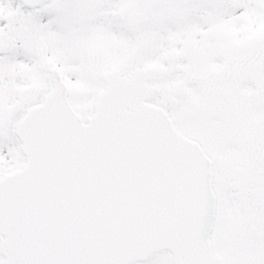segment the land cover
Returning <instances> with one entry per match:
<instances>
[{"label": "water", "instance_id": "1", "mask_svg": "<svg viewBox=\"0 0 264 264\" xmlns=\"http://www.w3.org/2000/svg\"><path fill=\"white\" fill-rule=\"evenodd\" d=\"M12 45L0 35V51ZM169 70L103 72L87 124L55 75L16 126L25 166L0 178V264H134L163 249L174 264H219L209 242L211 160L163 107L144 102L146 78ZM176 94L186 92L164 88L163 103ZM249 233L260 236L255 226Z\"/></svg>", "mask_w": 264, "mask_h": 264}, {"label": "rangeland", "instance_id": "2", "mask_svg": "<svg viewBox=\"0 0 264 264\" xmlns=\"http://www.w3.org/2000/svg\"><path fill=\"white\" fill-rule=\"evenodd\" d=\"M226 1L213 2V6H226ZM227 6H262L259 8L261 18L230 23V27L238 28L241 44L243 40L245 45L253 41L245 37L253 30L258 32L261 38L256 39L264 46V0H230ZM68 15L70 17L61 19L50 9L32 12L17 6V0H0V33L15 39L14 48L0 54V172L24 163L25 155L14 126L22 112L41 100L50 87V64L60 68L70 88V99L86 117L92 111L95 92L105 83L100 76L105 68L118 67L126 74L135 65L173 63V72L159 85L182 84L189 95L179 99L176 109L168 110L178 127L201 139L214 159V186L219 197L211 234L214 252L222 258V264H264V247H259L264 246V240L241 243V232L248 222L241 192V186L247 185L246 162L255 158L250 157L252 154L264 152L263 143L255 147L258 149L251 150L253 145L248 147L259 119L263 120L260 127L264 137V91L261 87L257 100L243 99L250 104L244 109L250 119L244 128L233 121L231 127L227 126L226 116L231 112L229 101L225 99L224 103L217 87L212 96L207 83L211 72L225 62L221 47L226 34L223 23L216 21L214 33L207 37L202 32L204 22L163 23L157 31L152 30L154 24H151L131 33L101 16L94 18L92 26L81 28L80 22L74 23L79 17ZM95 25L99 27L100 36ZM247 81H251L250 78L242 85L244 93L250 88ZM234 104L231 102L232 106ZM171 258L169 251H163L147 263L136 264H173Z\"/></svg>", "mask_w": 264, "mask_h": 264}, {"label": "flooded vegetation", "instance_id": "3", "mask_svg": "<svg viewBox=\"0 0 264 264\" xmlns=\"http://www.w3.org/2000/svg\"><path fill=\"white\" fill-rule=\"evenodd\" d=\"M58 1L63 2L58 3ZM216 1L221 2L223 0H142L141 6H126L134 4L136 0H107L106 2H102V0H50L46 4L33 10L39 12L43 9H50L53 13H57L61 19L70 17L68 13H71L72 17H79L77 22L74 19V23L80 22L81 28H84L88 24L92 26L94 24V18L101 16L119 24L123 29L131 33H137L139 28L150 26L151 24H154L152 30L157 31L160 24L185 21L206 23L202 28V32L209 37L214 33L216 21H221L226 29V34L221 42L225 62L219 69L211 72L212 74L207 79V83L213 91L212 96L217 91L223 98L224 103L225 99L229 101L230 107L228 110L231 112H228L226 116L227 126L231 127L230 123L233 121L232 123H239L244 128L250 119H247L244 110L241 112L243 100L240 99L239 102L241 103L237 106L234 105L235 107L231 105V100L236 95L239 97L242 96L246 100H257L261 87L264 91V77H262L264 76V46L261 45L260 40L258 41L256 39V37H260L258 32H253V30L248 31L247 35H245L248 40L253 38V41L249 45H245V40H243L241 44L242 38L239 32H237L238 28H231L230 23H244L245 20L250 22L254 21L256 17L261 18L262 13L260 15L259 8L262 6H227L230 0L226 1V6H213V2ZM129 22H134L135 24L131 26ZM95 28L98 31L97 35L100 36L101 32L98 25H95ZM149 64L163 65V63L159 62H150L141 65ZM141 65H135V67ZM247 78H250L251 81L247 82L252 84V87L249 88L248 93H244L242 85L244 83L246 84L245 80ZM215 87H217L216 91L214 90ZM155 99L159 100V96L154 97L152 100ZM249 107L250 105L246 104V108ZM235 110H237V113L234 112ZM233 115L236 116L231 120ZM261 122L263 120L259 119L258 124L253 127L251 143L248 144L249 148L253 145L251 150L258 149L255 147H260L262 143L264 144V137L260 127ZM240 136L242 141L243 132ZM259 179L261 178L255 176L252 181L257 180V183L260 184L261 181ZM257 194L259 196H255ZM247 199H250V203L254 207L246 205V207H250L252 210L249 208L248 222L241 232V237H243L242 244L264 240V188L258 193H253V196H247ZM249 224H256L262 230L263 235L260 239L253 240L248 235L247 226ZM259 247L264 246L260 244ZM262 259H264V255Z\"/></svg>", "mask_w": 264, "mask_h": 264}]
</instances>
